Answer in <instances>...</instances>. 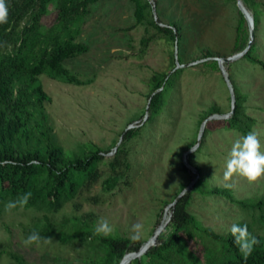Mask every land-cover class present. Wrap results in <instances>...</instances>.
Masks as SVG:
<instances>
[{"label":"rangeland","instance_id":"1","mask_svg":"<svg viewBox=\"0 0 264 264\" xmlns=\"http://www.w3.org/2000/svg\"><path fill=\"white\" fill-rule=\"evenodd\" d=\"M238 1L143 0L146 20L141 24L132 0H100L90 7L77 37L87 51L65 61L88 84L40 77L51 98L45 109L64 154L89 144L109 151L98 165V182L56 214L58 221L74 223L68 231L97 228L144 245L162 225L160 234L167 231L169 206L196 175L213 189H229L238 200L264 194V71L259 65L240 58L225 66L232 87L245 96L247 116L255 120L252 134L244 137L227 129L224 120L211 119L198 144L201 126L213 113L232 111L231 89L217 61L205 59L204 51L227 58L247 47L250 22ZM241 1L251 16L258 12V24L253 23L255 56L264 62V0ZM49 9L47 26L56 18L54 6ZM151 20L174 25L176 38L158 32ZM178 64L187 66L175 81L171 99L162 114L148 122L152 78L171 73ZM137 128L125 142L130 169L110 186L108 159L123 142L122 132ZM185 162L196 172L184 170ZM189 211L220 234L245 218L237 205L221 196L194 193ZM35 215L30 210L0 215V264H15L10 252L29 264H89L79 254V245L63 244L57 236L43 243L26 240L23 226Z\"/></svg>","mask_w":264,"mask_h":264},{"label":"trees","instance_id":"2","mask_svg":"<svg viewBox=\"0 0 264 264\" xmlns=\"http://www.w3.org/2000/svg\"><path fill=\"white\" fill-rule=\"evenodd\" d=\"M98 1L0 0V215L11 210L35 211L38 215L23 226L26 240L43 243L57 236L63 244L79 245V254L89 264H120L125 255L139 251L142 245L138 241L118 234L105 235L97 228L68 231L72 221L56 218L67 202L98 182V165L109 151L89 144L80 147L79 152L64 154L45 109L51 98L40 80L44 75L76 86L88 84L65 61L87 51L77 37L90 7ZM132 2L136 22L141 24L146 20L147 3ZM50 5L54 6L56 18L47 26L44 19L51 13ZM252 18L256 26L259 19L256 10ZM150 24L158 32L176 38L174 25L160 26L154 20ZM255 50L254 41L243 58L264 71V62L258 60ZM204 57L213 56L205 50ZM182 71L176 68L167 75H154L148 122L162 114ZM233 89L236 106L224 120L225 127L249 137L255 120L246 114L245 96L235 86ZM137 132L138 128L122 132L123 142L108 159L112 173L107 180L110 186L127 175L130 163L125 142ZM207 133L205 130L204 135ZM193 182L172 207L167 231L157 237L155 246L129 264H264V194L255 199L238 200L229 189L209 187L207 179L200 175ZM194 193L228 199L244 213V220L226 234L205 227L189 211ZM9 255L15 264H29L16 252Z\"/></svg>","mask_w":264,"mask_h":264},{"label":"water","instance_id":"3","mask_svg":"<svg viewBox=\"0 0 264 264\" xmlns=\"http://www.w3.org/2000/svg\"><path fill=\"white\" fill-rule=\"evenodd\" d=\"M238 7L239 9L242 11V13L245 15V17L249 20V29H250V37H249V42H248V45L247 47L245 48L244 51H242L241 53H238L234 56H231V57H212V58H209L208 60H215L217 61L218 63V66H219V69L221 70V72L223 73V76L227 82V85L230 87L231 89V92H232V102H233V107H232V111L231 113L234 112L235 110V106H236V100H235V95H234V89L232 87V84H231V81H230V78H229V75L227 73V70H226V67L225 65L228 64V63H231V62H234V61H237L239 60L240 58H243L245 56V54H247V52L251 49V47L253 46L254 44V40H255V30H254V25H253V18L252 16L250 15V13L248 12V10L245 8V6L243 5L242 1L239 0L238 1ZM187 65H180L178 64V67L177 68H182V67H185ZM230 113V114H231ZM230 114L228 115H212L210 116L201 126V130H200V134H199V142L198 144H200V141L204 135V132H205V125L207 123L208 120H211V119H221V120H225V119H228L230 117ZM197 144V145H198ZM197 149V146L195 147L194 150ZM186 163V162H185ZM186 165L192 169L193 171L196 172L195 169H193L191 166H189L187 163ZM194 184V182L188 187L186 188L185 190H183L179 196L177 197V199L169 206V207H173L175 206V204L187 193V191L192 187V185ZM164 225H162L161 227H159V229L155 232V234L152 236V238L147 242L145 243L144 245L141 246V248L139 249L138 252H132V253H129L127 255L124 256V258L122 259L121 263L120 264H129L132 260L138 258V257H141L142 255H144L149 249H151L153 246H155L156 244V239L158 237V235L160 234L161 230L163 229Z\"/></svg>","mask_w":264,"mask_h":264}]
</instances>
